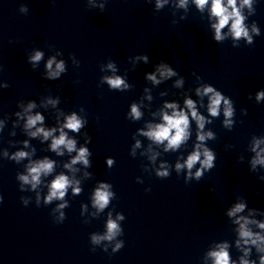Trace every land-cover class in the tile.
Masks as SVG:
<instances>
[{
    "label": "clouds",
    "instance_id": "9594fccd",
    "mask_svg": "<svg viewBox=\"0 0 264 264\" xmlns=\"http://www.w3.org/2000/svg\"><path fill=\"white\" fill-rule=\"evenodd\" d=\"M196 7L203 12L206 6L210 12V18H215V22L211 24V28L214 29V40L223 41L225 39V34L222 30L226 27L228 28V34L231 35L234 41H238L241 38L246 39L248 44L253 43L252 35L249 34V29L245 24L246 16L243 14V9L247 7L250 14H255V9L253 8V0H193ZM167 0H156V8H162ZM188 0H179V7H187ZM101 11L104 10V5H100ZM21 13L26 14L28 12V7L22 4L19 8ZM252 33L255 35H260V30L253 23ZM43 57L41 51H36L34 55L29 57V61L35 65ZM143 59L146 63L148 61V56L144 55L139 57ZM53 64L55 68L53 69ZM47 69V79L54 80L58 79L62 73L66 71L64 61H56L55 57L50 58L46 63ZM107 68L113 73L116 72V67L113 63H109ZM156 72L159 73L161 79H168L172 76L177 75V73L171 68L167 63L160 62L156 66ZM146 78L151 80L153 83H160L157 79L155 73H148ZM103 81L108 84L111 89H117L124 91L129 88V85L120 76H105ZM177 86L182 84V80L176 81ZM8 87V85H6ZM196 95L203 98H208L207 112L211 117H218L220 115L221 105L223 104V115L225 117L223 125L225 128L231 129L233 121L231 117L234 114V107L232 101L227 98L222 92L216 90V88L210 84L202 85L196 89ZM151 99V97H149ZM256 100L259 102L264 100V91H259L256 94ZM57 100H49L48 103L56 105ZM184 107H179L176 102H165L164 106L160 109V122L158 123H147L146 130L139 129V134L146 137L153 144L157 146H164V151H176L181 148L192 135V122H195L196 127V143L194 144V150L187 156V159L183 163H176L175 169L180 172L184 169L188 170V175L185 177V182L195 179L199 181L202 179L204 171H210L215 167L216 154L214 150L206 146L205 142L210 139H215V134L211 131L205 132V125L211 123L205 115H202L197 110V103L191 98H186L184 100ZM35 103H28L27 107L24 109L26 114V123L24 124L25 130H28V135L32 138H41L42 142L49 141V150L54 152L57 156H63L64 151L68 153L75 152L76 154L70 160V162L65 163L63 167L71 172H76L78 169L74 167L78 163L83 164L85 167H91L89 157L92 155L91 151L86 146H81L77 148V141L74 138L69 137V131L72 133H80V130L85 127L86 121L82 120L77 116L75 112L71 115L65 117V121L59 124V127L45 128L43 127L44 116L39 112L34 115L31 114L33 108H35ZM246 114V109L243 110ZM17 116L21 113L17 112ZM127 117L132 120H139L142 117V112L136 103L131 105V111L127 114ZM41 125L37 127V125ZM35 129L34 131H31ZM67 130V131H66ZM59 133L56 135V133ZM91 143V137L85 133V144ZM24 147H28V140L23 141ZM264 144V139L253 138L252 151L255 152V157L252 159L253 168L256 165L264 166V148L260 147ZM140 147V141L137 140L132 148V155H135V149ZM35 150L33 149V152ZM148 152L151 153L149 159L155 161L158 153L152 150V146L149 145ZM10 161H14L19 164L23 160H28L26 164V173H17L16 179L20 182L19 189L24 191L25 185L30 186L31 190H36L38 186L42 183V177H48L54 172L55 161L53 159L45 156L42 159L33 160L31 159L32 153L27 151H15L12 155H9L7 151L4 153ZM203 157V158H202ZM107 165L109 167L114 165V158H106ZM197 164L200 168L192 172V169ZM161 170H158L156 175L165 179L169 176L167 171V166L161 164ZM87 175V174H86ZM264 180V177H260ZM139 182V181H137ZM79 181L74 178H70L64 173L55 175V177L48 184L47 195L43 197V203L45 205L51 204L55 201H63L56 206L55 212L58 216L53 219L54 223H62L66 219L65 212L63 209L68 207V202L65 200L68 189L71 187L73 194H79L81 188L78 186ZM112 187L110 183L99 182V186L95 188L94 195L92 196L91 202L92 206L97 212H102L106 209L110 201L116 198V193L110 191ZM145 191H150V189H145ZM21 203L24 206L28 205V199L21 196ZM3 202V196L0 195V203ZM41 195L37 192L36 194V205L40 207ZM86 210V206H83ZM246 208V203L239 202L236 203L227 212L228 217H234L233 224L238 226L235 228L237 238L235 239L236 248L242 252V255L238 257V264H264V221H260L254 218H250L255 212V210H250L249 215H237L243 213ZM125 219L123 214H117L116 218H112V213H108V219L106 224V232L103 235L91 234L90 243L92 245H100L102 241H107L111 243L116 239V237L123 235V228L118 223ZM256 229V230H254ZM124 247V241H116L114 247H112L111 253L114 254ZM230 245L227 242L219 243L215 246L213 250L207 252V258L211 259L212 264H237V260L233 259L229 252ZM255 249L258 256L256 259L252 257V250ZM95 251L93 247L91 249ZM104 252H108V247L105 245L103 248Z\"/></svg>",
    "mask_w": 264,
    "mask_h": 264
}]
</instances>
